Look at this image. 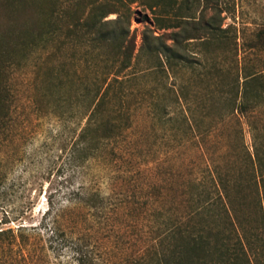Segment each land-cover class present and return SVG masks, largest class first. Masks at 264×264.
<instances>
[{
	"label": "trees",
	"instance_id": "trees-1",
	"mask_svg": "<svg viewBox=\"0 0 264 264\" xmlns=\"http://www.w3.org/2000/svg\"><path fill=\"white\" fill-rule=\"evenodd\" d=\"M135 2L150 9L155 22L145 28L137 53L131 31ZM192 2L92 1L73 23L49 20L36 40L25 44L46 48L64 35L85 49L87 66L81 87L66 94L62 83L56 87L51 111L19 103L15 88L0 82V181L16 169L20 177L8 187L11 193L4 191L5 198L14 197L0 219V264H264V72L249 71L238 60L229 70L201 53L191 58L187 45L194 41H217L230 51L237 46L229 27L197 20ZM111 13L118 16L106 19ZM162 30L169 32L156 33ZM258 37L264 45L262 33ZM189 69L211 76V86L190 89ZM224 73L229 81H221ZM145 107L168 125L164 154L190 146L196 151L187 166L183 201L168 207L146 202L148 218L133 220L107 205L99 189L87 183L85 169L92 160L123 155L138 110ZM49 114L66 124L58 137L74 125L62 147L68 163L58 175L62 181L49 184L40 219L28 222L36 218L44 184L23 180L27 150L7 145L28 137L32 116ZM244 123L250 127V146ZM224 127L232 128L229 138L235 143L224 141ZM226 144L233 149L231 164L224 162ZM39 172L31 175L43 177ZM129 243L140 245L137 253L127 251Z\"/></svg>",
	"mask_w": 264,
	"mask_h": 264
},
{
	"label": "rangeland",
	"instance_id": "rangeland-1",
	"mask_svg": "<svg viewBox=\"0 0 264 264\" xmlns=\"http://www.w3.org/2000/svg\"><path fill=\"white\" fill-rule=\"evenodd\" d=\"M92 1L96 0H0V82L2 86L8 83L15 88L19 103L29 105L34 102L44 111H51L56 103L54 90L58 85L62 83L65 94L81 87L87 64L84 59L85 49L75 41L71 42L61 35L49 42L46 48L36 49L34 46L26 47L25 44L35 41L36 35L49 20L57 24L73 23L84 11H88ZM191 6L192 15L197 20L204 22L213 19L222 28L229 27L232 40L237 43L236 48L230 51L227 45L217 41L207 44L194 41L187 45V54L191 58L197 60L201 53L209 57L212 63L214 59L229 70L238 60L241 65H247L249 71L264 72V45L258 44V34L262 33L264 38V0H193ZM131 9V31L136 35L137 53L145 28L155 25L154 13L139 2L133 3ZM117 16V13H111L106 19ZM168 32L169 30H162L156 33ZM142 58L143 61L146 60L145 57ZM11 62L13 63L10 64ZM199 72L194 73L190 69L186 72L190 89L211 84V76L210 79L202 77ZM221 81H229V75L224 73ZM28 112L29 109L22 115L25 116ZM32 117L34 121L28 128V137L7 145L8 149H17L21 145L27 150L26 162L29 169L23 180H36L44 184L43 194L35 208L36 218L28 222L38 221L41 217L39 209H46L45 192L49 184L64 178L58 176L68 163V151H64L62 147L69 136L68 129L74 127H67L63 130L64 135L58 137L65 123L62 124L52 114L42 118ZM260 117L264 119V110ZM164 122L165 120L150 113L147 107L138 110L137 121L123 155L92 160L85 169L87 183L99 189L107 205L118 213L121 212L122 216L128 212L129 218L142 220L148 218L149 214L146 202L156 201L159 207L163 204L166 207L177 206L186 197L188 167L193 165L190 157L196 149L191 146L187 149L177 148L169 155L164 154L167 146L162 137L168 127ZM244 129L246 142L250 146L251 132L247 123H244ZM222 133L226 135L224 141L227 144L236 142L229 138L234 134L231 127H224ZM217 140V143L221 142L219 138ZM227 144L226 149L230 152L226 153L224 162L231 164L234 159L233 149ZM212 150L205 149L207 153ZM37 172L44 173V176L37 179L31 175ZM19 178V171L16 169L7 181H0V219L4 208L14 197L5 198L4 191L11 193L13 189L8 187L19 182ZM75 181L79 182L80 179L76 178ZM126 247L129 253H137L140 245L129 243Z\"/></svg>",
	"mask_w": 264,
	"mask_h": 264
}]
</instances>
